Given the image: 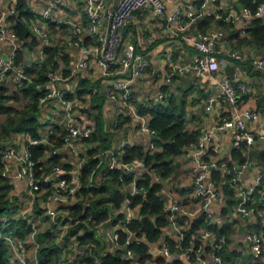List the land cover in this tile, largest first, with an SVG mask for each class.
Returning a JSON list of instances; mask_svg holds the SVG:
<instances>
[{"label":"built area","instance_id":"built-area-1","mask_svg":"<svg viewBox=\"0 0 264 264\" xmlns=\"http://www.w3.org/2000/svg\"><path fill=\"white\" fill-rule=\"evenodd\" d=\"M76 2V0H71ZM83 11L74 15L73 13L58 14L54 5H49L42 14L43 19L36 20L32 24V30L43 40L41 60H25L19 65H15L16 49L18 44L14 45L9 53L0 55V81L11 78L14 83L21 84L24 80H30L27 75V68L33 65H40L47 57L45 48L54 45V31L50 28V22L56 23L58 30L68 28L69 44L76 46L86 57L81 58L78 67L72 69V73H78L79 69H87L88 73L82 76L84 79L90 80V68L92 64L99 68V77L102 79L104 90L100 88V84L95 83L92 92H86L79 97L76 89H68L61 84L66 78L61 73H57L50 69L48 71V81L46 82L48 94L44 100H53L56 102L53 117L48 122V130L45 135L39 138H33L29 144H38L41 142L50 143V136L55 134V127L60 126L68 130V134L64 138L63 146H73L74 140L85 141L95 132L93 126H83L77 113L76 103L78 99H85L92 95H105L120 100L125 108L127 107L131 114L140 123L142 131L150 136V144L144 149L154 153L158 146L153 136L157 135L156 131L149 126L144 116L139 114L134 105L135 92L132 83L134 80L145 76H158L159 72L153 68L149 58L138 50L137 44L132 38H128L125 33L127 28L137 19L138 14L144 13L147 9H152L155 14L163 15L167 6L164 0H113L108 4L109 0H81ZM219 0H203L197 9L184 10L177 7L173 13H168L165 31L171 35H179L183 41H186L195 50L196 54L191 61L178 65L174 63V53L172 50L167 52V57L171 61L172 68L166 74V80L172 82L177 74H184L189 71L198 73L209 72L214 74L221 69L224 62H239L245 60L243 51L239 48L223 49L219 46L221 32L217 28H209L202 30L194 27L199 18L206 15H214L216 18L229 19L231 13L226 16L222 15L223 8L231 10V3L227 1L225 7H222ZM211 4L217 5L214 13L209 9ZM14 12V10L12 11ZM242 14L246 18L264 17V1L260 3L253 12L251 9L243 6ZM87 17V21L84 17ZM248 29L244 31L246 34ZM59 33V31H58ZM11 32L10 23L0 24V42H4L15 38ZM91 36L93 41L87 43L85 38ZM152 40L155 39L154 34L150 35ZM16 39V38H15ZM89 56V57H88ZM253 66L257 70L264 71V55L253 61ZM69 77V76H68ZM247 89V82L242 80L239 71L235 70L232 76L224 77L218 81L216 92L209 94L206 108L212 111L214 104L219 101H228L230 106L229 114L222 118V122L218 126L210 129H203L197 139V142L188 146L184 152L186 158L190 161V169L188 175L191 178V185L186 189L191 190L194 199L192 201L174 200L171 203H165L164 212L169 214L170 222L164 229L165 232L170 228L173 232L174 239L178 245L182 244L184 239L185 227L192 220L204 218L209 226H222L215 220V214L212 208L218 203L220 198V190L216 179L209 174L220 167H227L229 170V178L227 187L237 195L236 209L242 214L253 218L251 221L252 228L246 233L245 238L250 246V255L253 256V264H264V210L255 204L257 192L264 191V174L259 173L251 186L244 184V172L250 164L249 157L238 166H228L223 161L220 151L213 149L212 155L203 156L206 145L212 141L213 136L219 129L235 127L237 130L233 145L239 146L242 142H246L248 149L255 144L258 139L264 140V131L260 134H253L249 127L248 121L258 117L256 109H241L239 107L241 93ZM72 95V98L69 97ZM149 98H145L148 100ZM164 99V94L160 93L157 101ZM23 151L18 150L14 145L0 143L1 160L4 164L3 174L10 180L14 178H25L27 181L28 192L31 197V203L25 207L22 216L27 218L33 225L34 230L31 236H35L36 228L34 222L28 217L30 215L36 200L40 198L42 205L46 208V213L55 224L57 232V240L60 246L64 247L69 242L74 243V248L78 247L76 254L84 256L91 254L96 262H100V257L92 247L81 245L77 236H69L71 223L64 221L59 208L53 207L52 203L66 204L78 199V192L82 187L81 172L87 161L80 164L78 170L67 171L62 165H55L50 172L36 175L35 164L32 153L28 146ZM62 146V147H63ZM122 145L119 149L108 148L100 149L96 154L98 163L92 171L89 186H95L96 181L104 176L108 170L120 167L125 173L137 174L139 170H149L143 159H134L124 161ZM60 147L54 148L53 153L58 154ZM15 158L20 164L21 169L12 173L10 168V159ZM88 160V159H87ZM138 175V174H137ZM135 176L131 182V188L128 190L129 195L137 193H146L145 186L138 187ZM158 182V181H157ZM44 185V186H43ZM47 185V186H46ZM129 203V208L125 213V217L119 223L115 224V231L111 236L113 245L111 247L104 246L102 254L114 249L119 239L118 231L125 229L128 233V242L143 240L138 238L136 232L130 230L128 225L137 217H140V207L136 214L134 207L130 206V199H125ZM185 217L184 226L179 224L178 217ZM0 239L6 240L9 244L16 247L18 257L25 263L26 246L21 239L10 234L0 235ZM195 239L199 240L196 244L195 240L189 245L184 252H173L166 242V239L151 251L153 254H159L167 258V260H181L185 264H225L221 255V251L227 243L226 235H219L215 230L205 227L199 230V235ZM102 244H108V238L100 235ZM109 248V249H108ZM209 249V250H208ZM127 258H134L133 252L127 250ZM26 264V263H25ZM35 264H39L37 254H35Z\"/></svg>","mask_w":264,"mask_h":264},{"label":"trees","instance_id":"trees-1","mask_svg":"<svg viewBox=\"0 0 264 264\" xmlns=\"http://www.w3.org/2000/svg\"><path fill=\"white\" fill-rule=\"evenodd\" d=\"M264 0H240V2L253 12L257 6ZM203 0H198L201 4ZM37 18L43 19L32 8L29 0H16L14 12L8 16L11 26V32L20 43L16 49L15 65H19L26 59L25 46H34L39 43V38L32 30V24ZM87 21V17H84ZM223 18H216L214 15H206L199 18L195 26L207 30L213 23L225 24ZM50 28L54 31L56 23L50 22ZM131 25L127 28L129 30ZM249 36L246 41L264 47V17H253L251 27L248 29ZM87 43L93 41L91 36L85 38ZM47 57L40 65H33L27 68V75L30 80H24L21 84H16L11 78L0 81V143L9 140L13 134L28 133L32 138L41 136L39 128L42 125L38 113L43 98L48 94L46 82L48 81V71L50 69L64 76H69L72 69L71 55L66 52L63 46L58 44L49 45L45 48ZM95 81L81 77L77 88V95L82 97L86 92H92ZM11 85L15 89L11 94ZM72 98V95H69ZM27 99L28 102L21 108H18L12 101L19 102ZM264 97L259 99L262 104ZM137 111L141 115H150L149 126L154 129L158 135L155 143L158 149L151 153L136 145H125L123 148V160L131 161L136 158L143 159L149 170L156 171L167 178L174 174L180 162L177 158L183 154L186 148L197 142L200 135L199 131H188L186 101L178 99L175 95L164 97L163 100L154 99L134 100ZM97 126L91 137L85 141L97 142L96 146L88 149V160L86 166L82 169V187L78 192V199L66 206L67 213L62 215L64 221H69L71 227L70 234L76 235L80 244L92 247L95 253L100 257V262H96L91 254L79 256L76 254L72 259L69 256H63V247L56 239V226L50 221L46 214V209L42 206V200L38 198L34 210L44 214L49 220L50 227L44 232L38 234L39 246L37 248V260L39 264H185L181 260L169 261L162 255L151 253L149 242L159 241L164 229L170 222L169 214L164 212L165 197L162 195L163 184L152 178L151 173H144L141 176L134 173H125L120 167L108 170V172L96 181L95 186H89V180L92 171L95 169L98 158L96 154L100 149L112 147L114 133L107 131L104 126V119L101 113L96 115ZM125 120H129L125 117ZM55 134L50 136V143L41 142L38 144H29L28 149L36 162V175L40 176L50 172L55 165H60L61 157L53 153L54 148L62 147L64 138L68 130L56 126ZM246 142H242L239 147L232 149L234 158L241 164L246 160V151L248 150ZM264 159V152L262 154ZM64 167L69 168L70 165ZM4 164L0 154V235L10 234L25 241L27 236L33 231L32 223L25 217L17 215L19 210L18 197L12 195L15 188V182L3 174ZM214 176L220 175V170L213 171ZM264 174V172H263ZM135 176H138L137 186H145L146 193H137L129 195L125 191ZM44 186V185H43ZM47 186V185H46ZM191 192V190H189ZM130 199L131 207H140V217L134 219L128 228L136 232L138 238L146 240L128 242V233L125 229L118 231L119 239L113 250L102 254L104 249L100 240V232L106 225H115L124 219L125 213L121 207L125 199ZM118 211V213H117ZM117 213V214H116ZM179 224H185V217H178ZM185 227V226H184ZM211 228L219 235H226L227 243L221 251L225 264H253V256H239L237 250L229 249V237L233 233L232 226L217 227L209 226L205 219L199 218L192 220L185 227L184 239L181 245L172 238H167L166 242L173 252H184L199 235L202 228ZM10 244L0 239V264H12L10 253ZM127 250L133 252L134 258H127ZM209 250V249H208ZM242 257L243 259H239Z\"/></svg>","mask_w":264,"mask_h":264},{"label":"crops","instance_id":"crops-1","mask_svg":"<svg viewBox=\"0 0 264 264\" xmlns=\"http://www.w3.org/2000/svg\"><path fill=\"white\" fill-rule=\"evenodd\" d=\"M29 1L32 8L39 16H42L43 11L49 5H54L58 14L68 12L76 15L83 11L81 0H76V2H72L71 0ZM164 1L167 10L163 15L155 14L153 10L149 8L144 13L138 14L135 22L125 33L128 38H132L135 41L138 50L149 58L152 67L159 72L158 76H143L133 81L132 86L135 92V100H145L147 97L156 100L160 93H163L164 97L175 95L178 99H184L186 101V129L190 132L199 131L201 133L204 128L210 129L214 126H218L220 122H222V118L229 114L231 105L228 101H223L222 99L217 101L214 104L212 111L208 110L206 105L209 94L216 92L218 81L226 76H232L233 72L237 70L241 74L242 80L247 82L246 91L241 93L239 107L241 109H256L258 111V117L249 120L248 127L253 134L258 135L263 132L264 101L260 104L259 99L264 97V71L254 68L253 61L264 55V47H258L245 40V38L249 36V31L246 34L244 31L250 29L252 17L246 18L243 16L242 9L238 6L239 3L242 4L240 0H219L218 3L222 7H225L227 1L231 3V10L226 8H223L222 10L223 16L231 13V17L229 19H224L226 20L225 24H218L215 22L209 28H217L221 32V37L218 43L221 48L226 50L239 48L243 51L245 60L239 62H224L221 69L214 74H210L207 71L201 73L189 71L184 74H177L172 82L166 80V74L171 70L173 65L167 57V52L172 50L174 53V63L181 65L191 61L196 54V50L186 41H183L179 35H171L164 30L167 24V15L168 13H173L177 7H181L184 10L197 9L200 4L198 3V0ZM112 2L113 0H109L108 4ZM15 3L16 0H0V24L9 22L7 18L12 14ZM219 4H211L209 9L215 13L217 5ZM36 20L41 21L40 18H37ZM56 29L57 30H54L55 33L53 35L54 45L58 44L63 46L66 52L71 55V63L69 66L71 69L78 67L80 59L86 57L85 54H82L73 44H69L68 35L70 34V30L68 28L64 27L61 28V30H58L56 27ZM151 34H154V40L150 38ZM35 35L39 38V43L34 46H25V60L27 61L41 60L43 58L42 47L44 42L40 36L37 34ZM16 44L20 45L17 39L13 37H10L7 41L0 42V55L9 53ZM99 71L97 65L92 64L89 72L90 80L100 84L101 91H103L105 84H103L104 81L99 77ZM87 73V69H79L78 73L69 75V77L67 76L61 84L65 88L76 89L79 86L81 77ZM11 88L15 89L14 85H11ZM56 105V102L53 100H44L40 105L38 117L42 124L39 128L41 136H44L48 130V122L53 117V111ZM76 107L79 119L83 123V126H93L96 129V115L99 113L103 115L105 129L114 133L113 144L110 148L119 149L122 145H136L142 149H146L149 146L151 141L150 136L142 131L138 120H136L127 107L125 108L120 100L102 94L92 95L85 99H78ZM143 116L149 123L151 118L150 115ZM125 117H128L129 120H125ZM236 133L237 130L235 127L217 130L212 141L206 145L203 156L212 155L213 149L217 148L221 153L223 161L227 162L229 167H232L233 165L238 166L240 163L238 159L234 158L232 153L233 148L239 147L233 145ZM31 139L33 138L28 133H16L4 143L14 145L18 150L23 151ZM74 141L73 146L60 147L58 153L61 157L60 165H62L67 171L71 172L78 170L80 164L85 160L87 161L88 149L95 147L97 144V142H88L79 139ZM263 152L264 142H260V139H258L255 144L246 151L245 155L249 157L250 164L244 172L245 186H251L254 183L256 176L259 173L264 172V159L262 158ZM177 161L180 162L178 170L167 178L163 177L161 173L156 171L139 170L137 172L140 176L146 172L151 173L152 178L162 184L164 180H168L166 185L163 184L162 189V195L165 197L166 205L174 200L192 201L194 199L189 189H186L187 187H190L192 182L188 175L190 161L186 158L184 153L177 158ZM65 165H70V167L66 168L64 167ZM10 168L14 174V172L21 169V166L17 163L15 158H12L10 159ZM219 170L220 175L218 177L214 176L213 171L209 174L210 177H215L220 190L218 203L212 208L216 217L215 220L222 227L229 225L232 226L233 233L229 237V249L231 251L237 250L240 253L239 256L247 257L250 255V246L245 235L252 228L251 221L253 218L242 214L236 209L237 195L226 186L229 178V169L227 167H220ZM12 181L15 182V188L11 193L12 195L17 196L26 189L28 191L25 178H14ZM131 185L132 183L127 185L125 191H128L131 188ZM27 196H29L30 204L31 197L29 194H27ZM69 204L71 203H52V206L59 208L62 212L63 208L65 210L66 206ZM255 204L264 210V191L256 193ZM43 207L45 208V206ZM128 208L129 203L124 201L121 209L127 211ZM135 208L137 207H134L133 210L138 214L139 211ZM114 231V225L102 229V232L100 233L101 236L104 235L109 241L108 244H103V247H111L113 245L110 238ZM169 237H174L170 228L162 233L159 241L155 243L149 242L151 251L159 248V245ZM240 239L241 242L236 244ZM143 240L146 239L143 238ZM11 248L13 250L11 253L15 254L18 258L16 247L14 248V246L11 245ZM238 258L240 260L243 259L242 257ZM13 264L18 263L13 261Z\"/></svg>","mask_w":264,"mask_h":264},{"label":"rangeland","instance_id":"rangeland-1","mask_svg":"<svg viewBox=\"0 0 264 264\" xmlns=\"http://www.w3.org/2000/svg\"><path fill=\"white\" fill-rule=\"evenodd\" d=\"M14 90H16V89L11 88L10 94ZM27 102H28L27 99H23L22 101H19V102L12 101V103H14L18 108L23 107ZM1 121H2V119L0 118V125H1ZM4 142L2 144H4ZM26 191H27V189L24 192H22L19 195H17V197H18V204L17 205L19 207L17 215H21L22 212L24 211L25 207H27L29 205L30 199H29V196H27V194H29V192L27 191L28 192L27 193ZM37 200H36V202L38 203L39 201H37ZM36 202H35V204H36ZM73 202H74V200L72 202H70V203H73ZM35 204H34V206H35ZM65 213H67V210L66 209L64 210V208H63V211L61 212V214L64 215ZM117 213H118V211H117ZM44 216H45L44 214H42V213L40 214V213L36 212V210H34V209L32 210L30 215L28 214V217H30L31 220L34 222V225H35V228H36V234H35V236H31V234L28 235L26 240L24 241L25 243L23 242L26 245V252L28 254V256H26V258H25V263L26 264H35V254H37V248L39 246V239H38L37 236H38V234L40 232H44L45 230L49 229V227H50L49 220H47ZM50 221H51V219H50ZM109 226L110 225H106V227H109ZM106 227H104V228H106ZM33 230H34V227H33ZM101 232H102V229H101ZM68 235L72 236L73 234H70V231H69ZM240 237H242V236H240ZM56 239H57V237H56ZM57 242H58V240H57ZM240 242H241V239L238 240L236 244H239ZM77 249H78V247L74 248V243L73 242H69V244H67V245H65L63 247V256L64 257L65 256H69L70 258L74 259L75 256H76ZM11 252H13L12 249H11ZM10 258L12 260V264H13V261L18 263V264H22L23 263L22 260H20L19 257L17 258L15 256V254L11 253L10 254Z\"/></svg>","mask_w":264,"mask_h":264},{"label":"water","instance_id":"water-1","mask_svg":"<svg viewBox=\"0 0 264 264\" xmlns=\"http://www.w3.org/2000/svg\"><path fill=\"white\" fill-rule=\"evenodd\" d=\"M238 6H239L240 9H243V5H242V4L239 3ZM153 138H154V139H158V135H154ZM260 142H264V140H263V139H260ZM167 183H168V180H164V181H163V184H164V185H166Z\"/></svg>","mask_w":264,"mask_h":264}]
</instances>
